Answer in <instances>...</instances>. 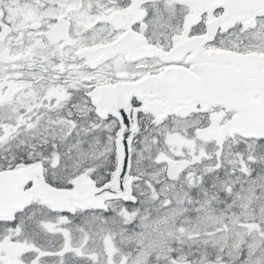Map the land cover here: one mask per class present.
<instances>
[{
    "label": "snow or ice",
    "instance_id": "6c2138e0",
    "mask_svg": "<svg viewBox=\"0 0 264 264\" xmlns=\"http://www.w3.org/2000/svg\"><path fill=\"white\" fill-rule=\"evenodd\" d=\"M0 264H264V0H0Z\"/></svg>",
    "mask_w": 264,
    "mask_h": 264
}]
</instances>
